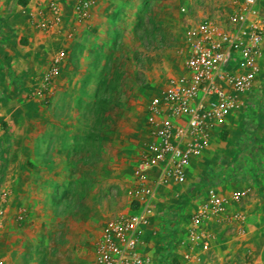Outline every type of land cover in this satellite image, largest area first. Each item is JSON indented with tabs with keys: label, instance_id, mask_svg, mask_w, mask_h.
<instances>
[{
	"label": "rangeland",
	"instance_id": "rangeland-1",
	"mask_svg": "<svg viewBox=\"0 0 264 264\" xmlns=\"http://www.w3.org/2000/svg\"><path fill=\"white\" fill-rule=\"evenodd\" d=\"M70 5L66 26L36 31L31 46L16 42L15 28H8L7 49L0 41V200L7 193L6 215L15 223L0 228V239H8L0 250L12 246L3 264H93L106 222L131 209L128 190L147 141L149 100L183 75L188 26L225 23L232 0H92L83 19ZM61 50L63 61L46 86ZM62 76L68 80L56 85ZM53 105L55 148L62 142L67 159L51 167L29 157L33 140L46 153ZM30 180L39 194L33 221L21 230L16 212L36 192L23 188Z\"/></svg>",
	"mask_w": 264,
	"mask_h": 264
},
{
	"label": "built area",
	"instance_id": "built-area-1",
	"mask_svg": "<svg viewBox=\"0 0 264 264\" xmlns=\"http://www.w3.org/2000/svg\"><path fill=\"white\" fill-rule=\"evenodd\" d=\"M73 15L86 18L92 0H72ZM184 9H182L183 11ZM48 19L33 23L47 33L61 22V8L55 0L47 4ZM188 54L184 73L153 96L146 107L147 141L132 169L128 193L133 208L108 220L96 244L93 264H152L146 253L143 231L159 207L158 189L169 184H183L191 160L210 143L213 130L241 106V94L250 90L260 71L264 45V0H232L225 23L212 19L188 26ZM64 52H57L45 76L48 86L57 75ZM4 193L0 200V225L4 218ZM243 194L227 197L208 189L206 198L189 217L186 252L208 251L213 235L205 229L210 221L238 224L246 215L230 210ZM26 217L24 208L16 212L18 221ZM248 254L243 264H249ZM0 264H3L0 261Z\"/></svg>",
	"mask_w": 264,
	"mask_h": 264
},
{
	"label": "crops",
	"instance_id": "crops-1",
	"mask_svg": "<svg viewBox=\"0 0 264 264\" xmlns=\"http://www.w3.org/2000/svg\"><path fill=\"white\" fill-rule=\"evenodd\" d=\"M47 1L12 0V8L8 11L9 0H0V41L6 49V42L13 32L8 28H15V40L18 44L31 46L35 33L41 32L32 24L43 22L49 17ZM57 1L61 8V22L52 27L48 34H53L56 28L65 27L69 20L71 0ZM262 52L260 71L252 88L241 94L239 109L215 126L209 145L191 160L186 181L176 188L172 183L158 189L159 207L153 213L150 225L143 231L147 242L145 251L152 257V264H243L248 254L249 264H264V45ZM23 59L33 60L31 57ZM64 77L65 79L63 76L58 78L56 85H64V81L68 80L67 76ZM54 109L53 105L52 110L50 108L48 111L46 153H41L39 141L33 140L36 147L29 157L35 163L46 161L51 167L67 159L60 145L62 142L55 148L56 137L52 131L56 125L52 114ZM247 153H251L252 158L256 156L254 162L247 158ZM22 160L26 158L23 157ZM22 184L25 189L28 187L33 190L34 187L36 192L30 193L28 208H24L26 217L18 222L21 230L25 229L24 224L33 221L32 211L36 207L37 193L39 194L37 180ZM210 188L227 197L235 193L243 194L239 202H233L230 206L231 211L238 210L246 215V221L242 225L243 233L238 232V224L210 221L205 225V229L213 235L209 250H192L191 260L186 261L183 254L187 249L185 243L189 217L206 198ZM9 206L6 200L0 228L6 224H15L6 215ZM1 239L8 240L6 237ZM5 243L7 242H2L3 245ZM5 247L6 251L0 250V260H4V263L6 260L9 262L12 250L11 245Z\"/></svg>",
	"mask_w": 264,
	"mask_h": 264
},
{
	"label": "trees",
	"instance_id": "trees-1",
	"mask_svg": "<svg viewBox=\"0 0 264 264\" xmlns=\"http://www.w3.org/2000/svg\"><path fill=\"white\" fill-rule=\"evenodd\" d=\"M134 206H133V203H131V208H133Z\"/></svg>",
	"mask_w": 264,
	"mask_h": 264
}]
</instances>
